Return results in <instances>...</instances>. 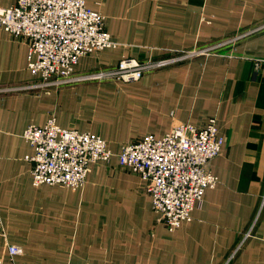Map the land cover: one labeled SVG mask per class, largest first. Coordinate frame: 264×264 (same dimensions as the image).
Here are the masks:
<instances>
[{"label":"crops","instance_id":"obj_1","mask_svg":"<svg viewBox=\"0 0 264 264\" xmlns=\"http://www.w3.org/2000/svg\"><path fill=\"white\" fill-rule=\"evenodd\" d=\"M84 2L105 16L116 45L80 57L76 75L223 43L131 82L21 91L38 79L28 44L0 30V258L9 260L13 244L22 249L16 264H264V0ZM49 115L100 136L113 153L76 190L32 183L33 149L22 133ZM211 117L224 138L208 165L218 183L190 220L168 230L145 180L118 167L117 154L125 142L161 137L178 122L202 128Z\"/></svg>","mask_w":264,"mask_h":264},{"label":"built area","instance_id":"obj_2","mask_svg":"<svg viewBox=\"0 0 264 264\" xmlns=\"http://www.w3.org/2000/svg\"><path fill=\"white\" fill-rule=\"evenodd\" d=\"M105 23V16L87 8L84 0H15L11 5L0 6V30L26 40L28 68L38 77L37 82L15 89L48 92L66 84L109 78L131 82L146 72L212 54L223 43L169 50L167 55L144 60L127 57L113 68L76 75L75 65L80 57L116 45ZM22 136L33 149L26 159L31 163L34 185L76 190L85 182L92 164L108 162L113 155L103 138L61 127L53 115L42 125H28ZM223 143L214 117L202 128L178 122L161 137L146 134L123 143L117 164L145 180V190L159 221L174 230L191 219V211L205 189L218 183L208 165L219 155ZM6 252L9 260L0 258V264H16L14 257L22 249L7 244Z\"/></svg>","mask_w":264,"mask_h":264}]
</instances>
